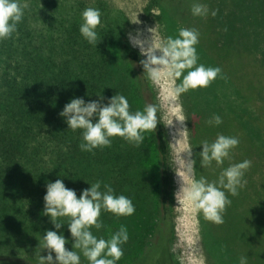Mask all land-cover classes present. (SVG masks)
I'll return each mask as SVG.
<instances>
[{
    "label": "trees",
    "instance_id": "trees-1",
    "mask_svg": "<svg viewBox=\"0 0 264 264\" xmlns=\"http://www.w3.org/2000/svg\"><path fill=\"white\" fill-rule=\"evenodd\" d=\"M21 3L27 7L16 31L0 39V244L6 245L0 248V264H38L39 256L47 254L40 247L41 236L53 224L43 214V195L46 182L58 178L77 196L99 180L102 190L108 184L131 199V215L101 210L102 227H90L98 238L121 225L138 230L139 244L153 226L170 232L174 183L167 132L158 112L156 128L143 133L141 144L113 136L110 145L91 152L80 150V130L68 129L59 115L71 98L96 100L99 93L105 103L114 94L124 95L132 112L155 105L151 79L140 63L143 57L126 34L127 16L121 11L110 15L102 0L90 6L83 0ZM158 3L149 0L146 12ZM86 7L101 13L96 46L78 31ZM225 126L216 125L212 135L225 134ZM61 231L68 240L66 224ZM124 245L130 258L122 264L144 261L153 247L151 242L146 252L137 254Z\"/></svg>",
    "mask_w": 264,
    "mask_h": 264
},
{
    "label": "rangeland",
    "instance_id": "rangeland-1",
    "mask_svg": "<svg viewBox=\"0 0 264 264\" xmlns=\"http://www.w3.org/2000/svg\"><path fill=\"white\" fill-rule=\"evenodd\" d=\"M83 1L90 6L97 0ZM102 1L108 4L110 15L121 11L127 16L128 39L138 34L144 40L152 33L153 39L158 41L175 37L180 28L196 30L197 62L221 69L207 87L189 89L174 102L170 101L169 94L173 84L179 83L178 79L161 75L159 80H151V94L170 147L173 209L170 232L153 226L149 234L145 233L143 244H139L137 229H127L126 244L135 253L146 252L153 243L146 259L138 264H239L242 255L247 257V264H264V0H159L149 13L145 10L149 0ZM196 2L206 5L209 13L193 15L191 7ZM212 10L216 11L215 16L211 15ZM134 47L140 51L138 46ZM213 115H219L221 123L226 124L221 132L236 137L238 144L230 149L229 157L222 164L217 165L213 160L201 166L199 144L210 143L209 137L215 139L212 133L216 125L206 122ZM177 116L184 120L178 121ZM186 144L192 147V158L196 161L195 179L204 177L214 182L223 168L250 161L237 194L233 196L225 190L231 203L221 213L222 223L206 220L188 202L178 203L175 199L179 186L177 174L192 178L179 163ZM71 244L70 236L65 247L71 250ZM5 246L0 244V248ZM121 247L123 255L117 264L130 258L129 251L124 252L125 245ZM74 251L79 252V249ZM43 253H47L46 250ZM80 264H88L82 254Z\"/></svg>",
    "mask_w": 264,
    "mask_h": 264
},
{
    "label": "clouds",
    "instance_id": "clouds-1",
    "mask_svg": "<svg viewBox=\"0 0 264 264\" xmlns=\"http://www.w3.org/2000/svg\"><path fill=\"white\" fill-rule=\"evenodd\" d=\"M26 3L21 0H0V39L9 38L17 29L21 21ZM193 15H206L209 9L201 3H193ZM215 16L216 11L212 10ZM100 10L86 7L80 13L78 31L88 44L96 46L98 41L97 26L100 24ZM130 42L138 46L144 59L140 61L143 72L152 81H157L161 75L179 79L173 84L169 94L174 102L181 93L197 87H207L218 74L220 67L205 66L198 63L195 45L198 43V32L190 28H180L175 37L168 36L163 40H154L151 36L141 40L139 35H130ZM145 44L147 47H145ZM158 50V54H157ZM98 99L85 101L83 97H73L59 112L68 129L80 130L81 151L91 152L97 147L111 144V137L119 136L134 145L143 142L145 131L157 126V108L153 104H146L142 110L129 111L127 98L122 94H114L105 98L99 93ZM177 111L178 109H173ZM178 121L184 118L177 116ZM211 125H219L221 117L213 115L206 121ZM238 144L234 136L217 134L212 142L202 141L199 158L201 166L209 165L213 160L217 165L222 164L229 157L230 149ZM184 153L180 165L185 174L178 175V188L175 199L178 203L188 202L192 209L201 213L206 220L219 224L223 222L221 213L231 201L227 199L225 190L235 196L238 187H242L244 170L250 166V161L243 160L223 168L216 181H207L204 177L195 179L193 176L195 159L192 158V147L184 146ZM80 191L79 196L74 189L67 188L62 179L47 181L43 195V214L47 215L53 224V229H46L41 236V249L46 255H40L38 264H80L81 254L88 264H117L123 255L122 245L128 240L127 228L121 225L105 239L92 234L90 227H102L98 219L101 210L111 212L116 216H127L134 213V205L130 198L123 194L114 193L108 185L97 180ZM67 217L66 222L58 218ZM62 224L67 225L72 238L71 250L65 247L67 237L61 231ZM79 249V252L74 251ZM54 253V255H53ZM239 264H247V257H239Z\"/></svg>",
    "mask_w": 264,
    "mask_h": 264
}]
</instances>
